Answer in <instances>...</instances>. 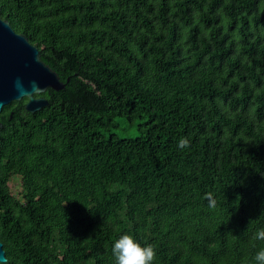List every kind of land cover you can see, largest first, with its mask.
Masks as SVG:
<instances>
[{
  "label": "trees",
  "instance_id": "obj_1",
  "mask_svg": "<svg viewBox=\"0 0 264 264\" xmlns=\"http://www.w3.org/2000/svg\"><path fill=\"white\" fill-rule=\"evenodd\" d=\"M0 4L64 83L35 112L27 98L0 112V241L13 262L114 264L130 234L154 264H254L264 0ZM120 118L138 121L136 137L111 132Z\"/></svg>",
  "mask_w": 264,
  "mask_h": 264
},
{
  "label": "water",
  "instance_id": "obj_2",
  "mask_svg": "<svg viewBox=\"0 0 264 264\" xmlns=\"http://www.w3.org/2000/svg\"><path fill=\"white\" fill-rule=\"evenodd\" d=\"M63 86L58 74L40 59L38 48L0 16V112L3 106L22 98H27L24 108L35 112L47 103L41 93ZM0 257H5L1 241Z\"/></svg>",
  "mask_w": 264,
  "mask_h": 264
},
{
  "label": "clouds",
  "instance_id": "obj_3",
  "mask_svg": "<svg viewBox=\"0 0 264 264\" xmlns=\"http://www.w3.org/2000/svg\"><path fill=\"white\" fill-rule=\"evenodd\" d=\"M177 146L186 149L190 142L187 138H181ZM254 239L264 241V228L254 234ZM112 254L114 264H154L156 250L150 244H142L133 235L123 234L114 241ZM0 264H7L5 257H0ZM254 264H264V248L255 253Z\"/></svg>",
  "mask_w": 264,
  "mask_h": 264
},
{
  "label": "rangeland",
  "instance_id": "obj_4",
  "mask_svg": "<svg viewBox=\"0 0 264 264\" xmlns=\"http://www.w3.org/2000/svg\"><path fill=\"white\" fill-rule=\"evenodd\" d=\"M119 126L113 129L111 132L121 138H134L138 135L137 123L138 121L128 122L127 120L120 118L117 119ZM10 186L13 191H17L19 188L18 179L14 178L10 181Z\"/></svg>",
  "mask_w": 264,
  "mask_h": 264
},
{
  "label": "flooded vegetation",
  "instance_id": "obj_5",
  "mask_svg": "<svg viewBox=\"0 0 264 264\" xmlns=\"http://www.w3.org/2000/svg\"><path fill=\"white\" fill-rule=\"evenodd\" d=\"M2 1H3V0H0V3H1ZM8 1H9V0H8ZM48 3H49V1L47 2V5H48ZM0 8H1V11H0V14H1V12H2V10H3V7H2L1 4H0ZM1 18L6 19L5 17H1ZM3 249H4V248H3ZM4 256H5V258H6V262H7V264H19V263H15V262H13L12 258L9 257V256L7 255V252L5 251V249H4Z\"/></svg>",
  "mask_w": 264,
  "mask_h": 264
}]
</instances>
